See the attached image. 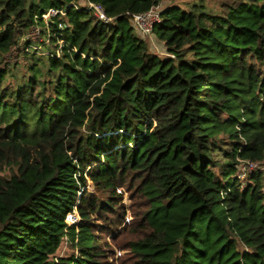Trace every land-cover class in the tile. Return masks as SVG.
<instances>
[{"label":"trees","instance_id":"16d2710c","mask_svg":"<svg viewBox=\"0 0 264 264\" xmlns=\"http://www.w3.org/2000/svg\"><path fill=\"white\" fill-rule=\"evenodd\" d=\"M169 1L0 0V264H103L92 218L126 184L137 264H264V169L238 176L264 164V0ZM159 2L166 55L130 18Z\"/></svg>","mask_w":264,"mask_h":264},{"label":"rangeland","instance_id":"374dc122","mask_svg":"<svg viewBox=\"0 0 264 264\" xmlns=\"http://www.w3.org/2000/svg\"><path fill=\"white\" fill-rule=\"evenodd\" d=\"M171 1L182 4L183 2L191 0ZM169 2V0H162V7L167 5ZM45 35L42 34V38L44 39V41H42L40 40L41 37H37V34H35L34 32L31 35L32 38L29 37L32 41L30 42V46L28 48H35L36 50L40 51V46L47 43L45 40L48 39V35ZM138 35L144 38L149 43L153 51H155L159 55H166L163 44L155 35H142L139 32ZM5 59L21 61V55L19 54V52H17V48L15 47L12 49V55H9V57ZM258 167L263 170L264 164L260 163ZM248 171L249 170L246 163H241L238 166V173L240 178H243ZM87 188L89 191H92L95 196H103V193L96 191L93 188V185L90 181H88ZM112 195L116 197L113 200L112 207L109 208L110 212L103 213L101 217L94 216L92 218V222L96 224V226L93 227L94 231L101 241V248L103 250L101 260L103 264H137V259L131 253L129 244L132 240L137 238L143 228L140 226L142 225V213L146 208V200L135 190V188L131 187L129 184L118 187L115 193H112ZM75 214L78 216L79 221L78 213L75 212ZM107 219L116 220L117 224H110ZM76 253L77 251L75 250V248H72L67 240L62 243L57 252L58 257Z\"/></svg>","mask_w":264,"mask_h":264},{"label":"built area","instance_id":"2783aa9c","mask_svg":"<svg viewBox=\"0 0 264 264\" xmlns=\"http://www.w3.org/2000/svg\"><path fill=\"white\" fill-rule=\"evenodd\" d=\"M160 4L151 7L150 9L141 12V13H131L130 18L134 26L136 27L137 31L141 33L142 35H149L152 32V27L154 24L160 22L161 14H160ZM88 8H91L94 10V13L102 20L107 21L109 18L105 15L103 8L99 4H93L91 2H88ZM64 15V12L62 10H57L55 8H49L45 13L41 15V19H43L47 25V21L49 18L56 16V15ZM35 32L37 34V37L40 36L42 41L44 39L40 35V29L38 27L31 28L28 33L26 34L25 38L32 41L29 37ZM32 38V37H31ZM37 41V40H36ZM47 41V39L45 40ZM15 47H12L9 51V53L6 54L5 58H8L9 55H12V49ZM246 165L248 167V170L251 171L258 167V163L253 162H246ZM239 176V173H238ZM65 220L68 224L76 223L78 221V216L75 213H68L66 215Z\"/></svg>","mask_w":264,"mask_h":264}]
</instances>
